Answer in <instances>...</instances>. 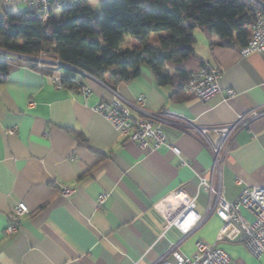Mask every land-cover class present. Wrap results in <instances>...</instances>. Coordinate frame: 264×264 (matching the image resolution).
<instances>
[{"label": "crops", "instance_id": "0c3cea01", "mask_svg": "<svg viewBox=\"0 0 264 264\" xmlns=\"http://www.w3.org/2000/svg\"><path fill=\"white\" fill-rule=\"evenodd\" d=\"M86 1L96 10L104 0ZM256 1L261 7L262 0ZM20 6L0 0V13L28 10L24 6L20 11ZM158 37L153 35L149 45L155 46ZM194 39L190 67L205 62L220 69L221 92L207 102L186 90L184 99L174 100V88L157 86L147 65L135 79L116 84L79 74L77 79L90 90L82 95L54 85L51 78L61 77L60 71L43 76L25 58L8 62V76L0 82V264H154L176 243L182 255H194L198 241L216 244L231 264H264V256L255 259L240 243L216 241L222 225L216 215L185 235L174 226L163 231L156 210L181 191L196 197L195 212L203 216L208 193L198 176L221 186L227 201L235 200L242 186L264 185V116L234 134L219 178H211L210 159L196 136L200 127L232 124L264 105V50L241 56L240 48L218 46V38L202 29L194 30ZM139 47L137 40L120 33V49ZM229 89L232 98L226 97ZM139 96H144L147 112H169L161 124L166 143L155 150L124 140L93 111L100 101L119 97L132 104ZM177 118L189 127L169 123ZM208 139L216 140L212 134ZM63 187L73 193L63 196ZM101 193L108 198L97 208ZM19 203L29 213L20 218L16 233L5 235L9 210ZM241 215L253 220L247 210Z\"/></svg>", "mask_w": 264, "mask_h": 264}, {"label": "trees", "instance_id": "16d2710c", "mask_svg": "<svg viewBox=\"0 0 264 264\" xmlns=\"http://www.w3.org/2000/svg\"><path fill=\"white\" fill-rule=\"evenodd\" d=\"M259 11L256 0H104L96 10L78 0L59 15L2 12L0 82L8 76L13 55L59 60L69 67L60 68L66 88L82 83L73 69L116 84L135 79L147 65L157 86H172V98L182 100L187 81L205 63L196 69L189 65L194 58V30L216 36L218 46L239 49L247 43L248 29ZM123 32L138 41L139 49L119 48ZM150 32L165 35L151 46L146 42ZM27 66L43 76L53 73L49 64L38 68L29 60ZM76 137L85 142L83 136Z\"/></svg>", "mask_w": 264, "mask_h": 264}, {"label": "built area", "instance_id": "2783aa9c", "mask_svg": "<svg viewBox=\"0 0 264 264\" xmlns=\"http://www.w3.org/2000/svg\"><path fill=\"white\" fill-rule=\"evenodd\" d=\"M6 3L23 4L28 10L48 15L50 12L60 14L70 9L78 0H3ZM261 11L256 13L253 24L248 29L249 38L247 43L239 49L241 56H247L264 50V0L260 2ZM15 58H25L27 61H35L38 68H44L49 64L54 74L59 73L61 67H68L57 59H48L44 55L39 57H23L13 55ZM69 68V67H68ZM78 74L94 78L80 70L73 69ZM220 69L210 63H204L200 69L191 75L186 83L185 89L193 97L207 102L221 92L218 85ZM52 81L57 88H65L73 93L87 95L90 90L84 83H78L73 87L66 88L61 83L60 76H53ZM226 97L232 98L233 90H226ZM145 98L139 96L135 103L129 104L119 97L112 101H100L93 107L105 120H107L118 135L126 141L136 143L139 148H159L166 143V135L161 128L164 118L170 117L168 111L157 113L147 112L145 109ZM133 112V113H132ZM264 116V105L250 109L238 116L237 120L228 125L200 127L196 136L203 142L205 151L211 162L210 175L221 176L223 165L229 154V145L236 132L245 129L249 124ZM170 124L187 129L189 124L177 118V122ZM212 134L216 140L209 141L208 135ZM174 153L178 149L171 146ZM187 165V163H184ZM199 186L208 193V205L203 216L195 212L196 197L181 191L176 192L164 202L156 206V210L163 217V231L174 226L183 234L198 228L211 215H216L222 222L216 241H231L244 245L256 258L264 255V185L256 187L242 186L237 198L227 201L222 195L221 186L214 187L212 181L198 176ZM242 185L240 180H236ZM63 196H69L73 190L63 187ZM108 194L101 193L97 198V208L104 206ZM247 210L253 215L250 222L241 215V210ZM29 213L28 208L19 203L10 208L7 225L4 228L5 235H12L19 228V220ZM196 252L192 256H184L179 251V243L173 244L169 250L162 255L154 264H231L228 254L216 244L208 245L198 241L195 245ZM172 258L173 262L168 259Z\"/></svg>", "mask_w": 264, "mask_h": 264}, {"label": "rangeland", "instance_id": "374dc122", "mask_svg": "<svg viewBox=\"0 0 264 264\" xmlns=\"http://www.w3.org/2000/svg\"><path fill=\"white\" fill-rule=\"evenodd\" d=\"M21 10L20 11H23L24 10V5L23 4H21ZM21 13V12H20ZM56 15H59V14H56ZM149 34V37L147 38V41L150 43V42H153V35L154 36H160V35H162L163 33L162 32H158V33H148ZM148 43V44H149ZM264 256V255H263ZM261 258V257H260ZM255 259H256V257H255ZM257 259H259V258H257ZM262 260H264V259H262Z\"/></svg>", "mask_w": 264, "mask_h": 264}]
</instances>
